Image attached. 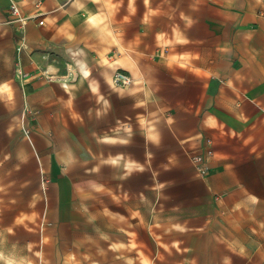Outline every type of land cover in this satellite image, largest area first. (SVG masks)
<instances>
[{"label":"crops","instance_id":"crops-1","mask_svg":"<svg viewBox=\"0 0 264 264\" xmlns=\"http://www.w3.org/2000/svg\"><path fill=\"white\" fill-rule=\"evenodd\" d=\"M40 1L18 78L0 0V264H264V0Z\"/></svg>","mask_w":264,"mask_h":264},{"label":"built area","instance_id":"built-area-1","mask_svg":"<svg viewBox=\"0 0 264 264\" xmlns=\"http://www.w3.org/2000/svg\"><path fill=\"white\" fill-rule=\"evenodd\" d=\"M41 6V1L37 0L34 2V8H36L33 14H24L20 8L18 0H9L7 23L14 26L17 46H16V62H15V74L18 78H22L23 71L19 59V54L22 48L27 44L26 36V26L28 21L35 20L38 24H43V19L41 18L42 11L39 10ZM112 82L114 85L126 86L131 82L130 76L124 73L122 70H116L112 75ZM25 135L29 138V130L23 126ZM210 150L207 149L203 153L194 154L191 156V161L201 176H205L208 172V157Z\"/></svg>","mask_w":264,"mask_h":264},{"label":"rangeland","instance_id":"rangeland-1","mask_svg":"<svg viewBox=\"0 0 264 264\" xmlns=\"http://www.w3.org/2000/svg\"><path fill=\"white\" fill-rule=\"evenodd\" d=\"M52 78H57V76H51ZM25 111V113H24ZM36 114V110L32 109L31 107H25L24 110L22 108L21 114L19 113V127H21L20 129L22 130V133L25 135L24 130H23V126L25 127L26 124H28V119L33 120L34 116ZM29 125V124H28ZM25 128H27L28 130L30 129V125L26 126ZM33 158H34V162L37 164V170H33V171H22V172H18V177L19 178H23V179H38V181L41 182V179H49L53 177V172H46L41 170L39 161L37 159V156L35 155V153H33Z\"/></svg>","mask_w":264,"mask_h":264}]
</instances>
